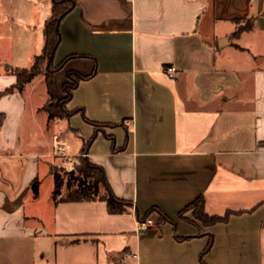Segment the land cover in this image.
I'll use <instances>...</instances> for the list:
<instances>
[{"label":"crops","instance_id":"1","mask_svg":"<svg viewBox=\"0 0 264 264\" xmlns=\"http://www.w3.org/2000/svg\"><path fill=\"white\" fill-rule=\"evenodd\" d=\"M75 2L56 96L70 72L87 77L72 114L50 118L45 72L14 86L53 2L0 0V264H264V0ZM62 136L78 141L72 162ZM82 155L128 209L54 200L53 165ZM200 197L204 219L186 210Z\"/></svg>","mask_w":264,"mask_h":264},{"label":"trees","instance_id":"2","mask_svg":"<svg viewBox=\"0 0 264 264\" xmlns=\"http://www.w3.org/2000/svg\"><path fill=\"white\" fill-rule=\"evenodd\" d=\"M52 2V15L47 19L44 26L45 44L43 52L42 54L36 56L35 62L30 68L19 69L17 71V83L14 86V88H17L20 91L23 90L26 83L43 72L40 61L45 59L47 61L45 76L50 98L44 105V109L48 112L50 118L67 117L72 114V112L67 109L66 103L72 97L73 91L77 87L78 83L87 77L76 72H70L68 75L69 79L63 84V91L66 94V98L64 100H60L59 102L55 101L56 93L53 75L59 68L63 67L64 63L67 59H69H65L59 65L54 64L55 54L62 40L60 23L65 15L75 7L76 2L75 0H69L67 2L63 0H52ZM69 80L72 81L71 84H69ZM14 88H8L4 91V93L9 92ZM78 161L80 164L75 163L73 167L75 172H68L69 178L67 179L66 184L67 191L64 195H62L64 178L59 172L53 170L55 176L53 198L55 201L58 200V195H62L60 200L63 201L103 199L107 201L109 209L113 213L123 212L132 205L131 202L122 200L115 195L102 167L93 164L86 156L83 155L79 156L77 162ZM76 172H78L77 176L75 175ZM102 187L104 188V192H102ZM32 189L35 194L38 193V179H35L32 183ZM188 209H193L198 218H206L203 212L204 199L202 197L197 198L194 202H192L186 208V210Z\"/></svg>","mask_w":264,"mask_h":264},{"label":"rangeland","instance_id":"3","mask_svg":"<svg viewBox=\"0 0 264 264\" xmlns=\"http://www.w3.org/2000/svg\"><path fill=\"white\" fill-rule=\"evenodd\" d=\"M18 2H22V1H25L27 2L28 0H16ZM63 1H69V0H63ZM1 58H2V61L4 60H8L6 57H11L9 53L7 52H3L2 55H0ZM1 61V62H2ZM9 64L8 65H11V62L9 61L8 62ZM40 64L42 66V69H43V73L46 72V67H47V61L44 59L42 61H40ZM4 68H6V65H4ZM62 79L60 77H58L56 79V84H57V88H56V92L57 94L61 93V83H62ZM69 84L72 83L71 80L68 81ZM66 98V94L65 92L63 91L61 95L59 96H56V102H59L60 100H64ZM76 142H78L76 140V138L74 139L72 136H69L68 138L62 136V137H59L57 138L56 140V143H55V146L57 147L58 145H64V146H68V151L70 152H73V151H76ZM76 164H80V162L78 161H75L74 163H70V164H67V165H63L62 163H57V164H54L53 165V170H56L57 172H59L63 178H64V185L62 187V195H64L67 191V179L69 178V173L68 172H75V170L73 169L74 165ZM74 170V171H72ZM75 175L77 176L78 175V172L75 173ZM54 186H55V176H54V182H53ZM49 187H50V181L45 179L43 183H41V189L39 192H42V196L43 197H46L47 194H49L48 190H49ZM37 193V194H38ZM62 195H58L57 196V199H60Z\"/></svg>","mask_w":264,"mask_h":264},{"label":"built area","instance_id":"4","mask_svg":"<svg viewBox=\"0 0 264 264\" xmlns=\"http://www.w3.org/2000/svg\"><path fill=\"white\" fill-rule=\"evenodd\" d=\"M176 70L174 66L169 68L170 74ZM56 156L65 159L67 162H72V155L68 152V146L58 145L56 150ZM154 223L153 219L147 218L146 220L138 221V225L147 229Z\"/></svg>","mask_w":264,"mask_h":264},{"label":"water","instance_id":"5","mask_svg":"<svg viewBox=\"0 0 264 264\" xmlns=\"http://www.w3.org/2000/svg\"><path fill=\"white\" fill-rule=\"evenodd\" d=\"M72 171H74V170H72Z\"/></svg>","mask_w":264,"mask_h":264}]
</instances>
